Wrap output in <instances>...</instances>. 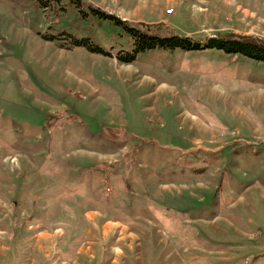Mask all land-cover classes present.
Here are the masks:
<instances>
[{
  "label": "rangeland",
  "instance_id": "rangeland-1",
  "mask_svg": "<svg viewBox=\"0 0 264 264\" xmlns=\"http://www.w3.org/2000/svg\"><path fill=\"white\" fill-rule=\"evenodd\" d=\"M264 41V0H0V264H264V65L122 27Z\"/></svg>",
  "mask_w": 264,
  "mask_h": 264
},
{
  "label": "trees",
  "instance_id": "trees-1",
  "mask_svg": "<svg viewBox=\"0 0 264 264\" xmlns=\"http://www.w3.org/2000/svg\"><path fill=\"white\" fill-rule=\"evenodd\" d=\"M58 2L59 0H53ZM71 3H78L80 0H69ZM92 14L100 18L112 21L115 25L123 28L128 39L131 42V52L119 51L117 59L123 63H130L136 54L151 49H181L184 51H194L201 49H215L229 55H240L242 57L253 59L264 65V41L255 38L237 36L234 34H225L219 37L206 39L204 42L194 41L186 36H179L170 32H160L151 28L135 25L129 27L125 23L111 18V15H105L97 10H91Z\"/></svg>",
  "mask_w": 264,
  "mask_h": 264
}]
</instances>
